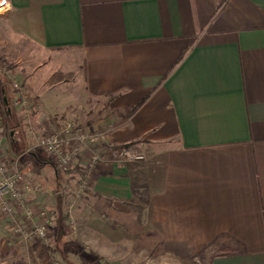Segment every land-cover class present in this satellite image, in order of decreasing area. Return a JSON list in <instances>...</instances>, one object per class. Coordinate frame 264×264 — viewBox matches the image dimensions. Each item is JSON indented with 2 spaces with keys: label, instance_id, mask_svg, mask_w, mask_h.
<instances>
[{
  "label": "crops",
  "instance_id": "obj_1",
  "mask_svg": "<svg viewBox=\"0 0 264 264\" xmlns=\"http://www.w3.org/2000/svg\"><path fill=\"white\" fill-rule=\"evenodd\" d=\"M7 2L3 42L13 57L38 53L14 75L33 104L28 131L73 125L145 154L120 166L104 156L93 205L155 208L158 257L264 264V0ZM19 170L43 186L34 180L27 199L48 209L44 180ZM118 220L131 226L128 213ZM23 243L0 225V264H35L16 252Z\"/></svg>",
  "mask_w": 264,
  "mask_h": 264
},
{
  "label": "rangeland",
  "instance_id": "obj_2",
  "mask_svg": "<svg viewBox=\"0 0 264 264\" xmlns=\"http://www.w3.org/2000/svg\"><path fill=\"white\" fill-rule=\"evenodd\" d=\"M22 47L13 57L12 47L3 42L0 36V109L4 120L0 132L9 152L6 157L10 156L15 160L17 169H30L37 178L41 177L45 183L43 185H47L52 193L51 205L47 204L48 209L42 208L53 213L54 226L51 228L53 240L48 245L39 240L28 241L20 244L16 252L33 257L35 264H210V257L205 256L206 253L203 254L202 251L191 260L182 262L179 259L158 257L157 224L153 221L156 218L155 208L151 205H116L117 209H112L111 212L117 215L109 214L106 208L111 205H93L95 195L91 179L95 165L88 167L84 165L87 160L82 159L83 164L68 172L63 171L44 151L34 146L32 131L26 128L29 127L27 118L32 114L23 115L9 100L13 92L10 85L12 80L18 82L21 93H25L22 79L14 77L17 73L15 69L31 68L29 57L37 53L32 48L27 49L26 45ZM74 132L71 129V133ZM124 146L137 150L130 145L112 146V154L108 153L106 157L112 156L116 166L134 162L125 161L118 155L116 149ZM29 175L31 174L28 177ZM35 181L43 187L39 181ZM151 211L154 212L153 217ZM123 212L128 213V221L131 223L127 228L118 220ZM143 227L146 232H143ZM110 233H115L119 241L110 242ZM125 235L128 240H122Z\"/></svg>",
  "mask_w": 264,
  "mask_h": 264
},
{
  "label": "built area",
  "instance_id": "obj_3",
  "mask_svg": "<svg viewBox=\"0 0 264 264\" xmlns=\"http://www.w3.org/2000/svg\"><path fill=\"white\" fill-rule=\"evenodd\" d=\"M8 8L7 0H0V14H4ZM10 85L13 91L9 99L10 104L18 108L23 115L30 116L33 104L21 93L18 82L12 80ZM71 129L75 132L70 133V136L67 133L71 131L66 133L40 130L32 136L33 144L44 151L56 166L67 172L83 164L81 160L85 151L90 153L84 164L88 167L103 162L106 153L112 154L111 147L106 148L103 133ZM2 145L0 132V225L11 236L25 241L39 240L48 245L53 240V218L45 209L35 207L26 197V191L38 188V184L21 173L16 162L8 163L2 158ZM116 151L125 161L141 162L145 159L142 152L131 147L124 146Z\"/></svg>",
  "mask_w": 264,
  "mask_h": 264
},
{
  "label": "trees",
  "instance_id": "obj_4",
  "mask_svg": "<svg viewBox=\"0 0 264 264\" xmlns=\"http://www.w3.org/2000/svg\"><path fill=\"white\" fill-rule=\"evenodd\" d=\"M9 99H10V96H9ZM49 216L52 217V212H47ZM233 250L230 248V247H221V249L215 253L216 256H224V255H227L229 254L230 252H232Z\"/></svg>",
  "mask_w": 264,
  "mask_h": 264
},
{
  "label": "water",
  "instance_id": "obj_5",
  "mask_svg": "<svg viewBox=\"0 0 264 264\" xmlns=\"http://www.w3.org/2000/svg\"><path fill=\"white\" fill-rule=\"evenodd\" d=\"M3 101H4V104H6L5 98L3 99ZM7 111H9V109H7Z\"/></svg>",
  "mask_w": 264,
  "mask_h": 264
}]
</instances>
